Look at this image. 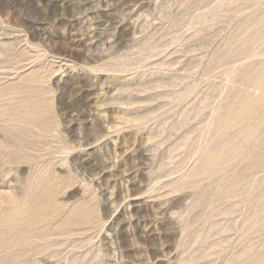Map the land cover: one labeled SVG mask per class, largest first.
<instances>
[{
  "label": "rangeland",
  "instance_id": "rangeland-1",
  "mask_svg": "<svg viewBox=\"0 0 264 264\" xmlns=\"http://www.w3.org/2000/svg\"><path fill=\"white\" fill-rule=\"evenodd\" d=\"M0 264H264V0H0Z\"/></svg>",
  "mask_w": 264,
  "mask_h": 264
}]
</instances>
